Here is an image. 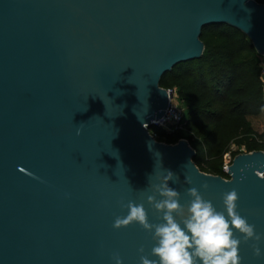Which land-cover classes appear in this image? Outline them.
<instances>
[{"label":"water","instance_id":"1","mask_svg":"<svg viewBox=\"0 0 264 264\" xmlns=\"http://www.w3.org/2000/svg\"><path fill=\"white\" fill-rule=\"evenodd\" d=\"M223 24L264 55L256 0H0V264L157 259L151 233L113 224L130 201L162 222L147 197L168 171L184 206L194 187L225 211L236 189L261 236L236 233L241 264H264V150L239 153L225 178L197 166L187 139L150 132L174 97L162 77L201 58L203 29Z\"/></svg>","mask_w":264,"mask_h":264},{"label":"trees","instance_id":"2","mask_svg":"<svg viewBox=\"0 0 264 264\" xmlns=\"http://www.w3.org/2000/svg\"><path fill=\"white\" fill-rule=\"evenodd\" d=\"M264 4V0H256ZM201 58L181 62L161 79V86L175 90L186 102L185 130L168 132L151 127L156 139L177 143L187 139L195 150L194 161L204 172L229 178L223 169L227 154L264 150V131L257 133L249 116L264 110L259 53L249 37L233 26L209 25L202 31Z\"/></svg>","mask_w":264,"mask_h":264},{"label":"clouds","instance_id":"3","mask_svg":"<svg viewBox=\"0 0 264 264\" xmlns=\"http://www.w3.org/2000/svg\"><path fill=\"white\" fill-rule=\"evenodd\" d=\"M77 134H80L79 129ZM173 179V173L168 171L159 184L151 185L154 194L147 197L155 210L162 213V222L150 223L143 204L131 201L126 205L127 215L118 216L114 221L115 229L137 223L152 234L156 243L151 255L157 259L141 255V264H241V239L236 233L242 235L244 242L260 241L261 236L255 232V226L237 212L239 196L236 189L223 194L225 215V211H218L194 187L187 190L191 197L188 204L181 205L180 193L169 186ZM185 183L190 184V178L186 177ZM156 194L161 199L157 200ZM252 247L254 254L261 256V249L256 244ZM139 251L143 253L144 249L141 247ZM113 259L116 264H122L118 255Z\"/></svg>","mask_w":264,"mask_h":264},{"label":"built area","instance_id":"4","mask_svg":"<svg viewBox=\"0 0 264 264\" xmlns=\"http://www.w3.org/2000/svg\"><path fill=\"white\" fill-rule=\"evenodd\" d=\"M260 66H261V82L264 91V57L260 61ZM168 91L169 92L173 91L175 97V90L168 89ZM174 97L170 99L169 107L166 109L164 116L161 119H158V121L157 120L154 121L155 127H161L171 133L180 130H185L184 111L174 102ZM243 149L244 152H246L244 146ZM231 163H232L231 155L227 154L222 166V169L226 174L228 173Z\"/></svg>","mask_w":264,"mask_h":264},{"label":"rangeland","instance_id":"5","mask_svg":"<svg viewBox=\"0 0 264 264\" xmlns=\"http://www.w3.org/2000/svg\"><path fill=\"white\" fill-rule=\"evenodd\" d=\"M263 57H264L263 55H260V54L257 55L259 62L261 61ZM174 102L184 111V115H185V112H187L188 107H187L186 102L181 101L179 99L177 89H175ZM249 124L257 133H262L264 131V110L256 115H250ZM230 149L233 151L238 150L241 153L244 152L243 146L240 147V146H237L236 144H232Z\"/></svg>","mask_w":264,"mask_h":264}]
</instances>
